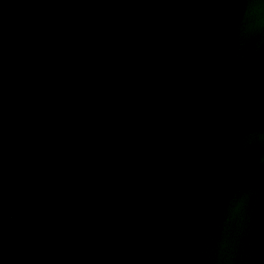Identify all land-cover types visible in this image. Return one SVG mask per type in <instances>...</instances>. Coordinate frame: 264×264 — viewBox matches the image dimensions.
<instances>
[{"label":"water","instance_id":"water-1","mask_svg":"<svg viewBox=\"0 0 264 264\" xmlns=\"http://www.w3.org/2000/svg\"><path fill=\"white\" fill-rule=\"evenodd\" d=\"M0 264H264V0H0Z\"/></svg>","mask_w":264,"mask_h":264}]
</instances>
